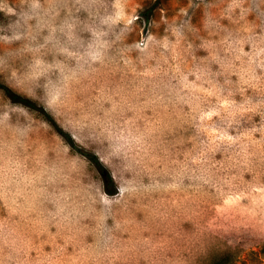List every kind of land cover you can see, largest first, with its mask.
Returning <instances> with one entry per match:
<instances>
[{
	"label": "rangeland",
	"instance_id": "374dc122",
	"mask_svg": "<svg viewBox=\"0 0 264 264\" xmlns=\"http://www.w3.org/2000/svg\"><path fill=\"white\" fill-rule=\"evenodd\" d=\"M0 82V264H264V0H0Z\"/></svg>",
	"mask_w": 264,
	"mask_h": 264
},
{
	"label": "trees",
	"instance_id": "16d2710c",
	"mask_svg": "<svg viewBox=\"0 0 264 264\" xmlns=\"http://www.w3.org/2000/svg\"><path fill=\"white\" fill-rule=\"evenodd\" d=\"M0 88L3 89L14 101L21 102L29 107H32L34 109H39L37 104L29 99L28 97L22 96L16 92H14L9 86L3 84L0 82ZM42 113L45 115V117L58 129V131L67 139V141L72 145V147H75L74 145V138L70 135V133L66 132L53 118V116L47 112L46 110L42 109ZM88 159L98 168L100 171H105V166L99 156L93 152L85 151L83 152ZM108 178H110L111 181H113V178L110 173L107 175ZM238 259V255L234 252H226L224 254H221L217 257H215L212 261V264H234L235 261Z\"/></svg>",
	"mask_w": 264,
	"mask_h": 264
}]
</instances>
